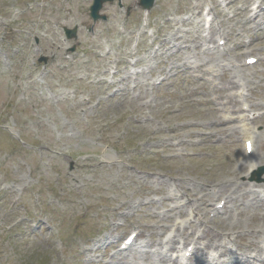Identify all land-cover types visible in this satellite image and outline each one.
Returning a JSON list of instances; mask_svg holds the SVG:
<instances>
[{
	"label": "rangeland",
	"instance_id": "rangeland-1",
	"mask_svg": "<svg viewBox=\"0 0 264 264\" xmlns=\"http://www.w3.org/2000/svg\"><path fill=\"white\" fill-rule=\"evenodd\" d=\"M136 1L106 3L93 22L91 0H0V264H168L198 236L184 264L264 258V184L249 180L239 121L257 170L264 11L155 0L142 30ZM132 232L136 247L115 255ZM169 236L180 244L162 248ZM106 239L117 248L97 247Z\"/></svg>",
	"mask_w": 264,
	"mask_h": 264
},
{
	"label": "bare ground",
	"instance_id": "bare-ground-1",
	"mask_svg": "<svg viewBox=\"0 0 264 264\" xmlns=\"http://www.w3.org/2000/svg\"><path fill=\"white\" fill-rule=\"evenodd\" d=\"M263 3H264V0H255L254 5H256V7H257L256 10H258L259 7H260V5H262ZM244 12L247 15L249 12H253V8L252 9H249V8L247 9L246 8ZM254 13H256V12H254ZM147 15L148 14L146 13L145 14V19H144V22H143L142 28H141L142 30L145 27H147V25H148L147 22H146ZM207 16H208V18H210V14H208ZM255 17H256V14L254 16L250 17V19L253 20V21H255L256 20ZM206 18L207 17L204 18V22H206ZM218 38H220V37H218ZM240 120H241L240 121L241 123H245V120H242L241 118H240ZM240 131H241V133L243 135L244 141L251 143V141L253 140L252 131L248 127V125L246 123L245 124H242ZM245 142H244L243 160H244V162H246L248 164V168L251 170V169H254L255 167H257L258 162L256 160H258V159L262 160V159H261V155H259V153H258L259 151L256 152L254 143H253V146L251 148V152L249 154H247V151L245 149ZM254 142L256 143V141H254ZM204 189L205 190H208L209 187L208 186H204ZM218 192H222V191L221 190H218ZM250 193L253 195L252 192H250ZM256 193H257V195H259V196H261V197L264 198V189L263 190H260V191H257ZM177 196H178V193L177 192L176 193H172V196L170 198L177 197ZM192 215H193L192 212L189 213V217H191ZM198 239H199V237H198ZM183 240L185 242H188L189 241V238L188 237H186V238L183 237ZM173 243H174V241L173 242H170V243H168L166 245H163L162 248H164L165 246L173 247V245H175V243L174 244ZM128 248L129 247H127L126 250H128ZM200 250H202V248H198V247H196V246L193 245V248H192L193 255H196V253H198ZM232 255L228 257V259H227V261L225 263H227V264H252L253 262H256V264H264V259L263 258H257V257L254 258V257H252L253 258L252 259L253 262H249V261L246 262V261H244L243 263H241L240 261H238V256L235 253L234 254L232 253ZM215 257H216V255L211 254V253L207 254L206 257L205 256L203 257V254H200V258L201 259L199 258V262L202 263V264H206V263L207 264H210V261L214 260ZM178 258H179V261H181V264H182V260H184V258H185L184 253L183 254H179L178 255ZM161 259L163 260L162 257H161ZM163 261H165V260H163ZM167 262H168V264H178L176 261H173L171 259H169V261L167 260ZM167 262H165V263H167ZM253 264H255V263H253Z\"/></svg>",
	"mask_w": 264,
	"mask_h": 264
},
{
	"label": "water",
	"instance_id": "water-1",
	"mask_svg": "<svg viewBox=\"0 0 264 264\" xmlns=\"http://www.w3.org/2000/svg\"><path fill=\"white\" fill-rule=\"evenodd\" d=\"M114 0H93V4L90 7V16L93 18V20H97L99 18L98 12L100 11V9L102 8V5L106 2H112ZM154 3V0H140V6L143 9H150L152 7ZM75 30H67L65 29V34L68 38L71 37H75ZM73 50V49H72ZM42 59H40L39 61H41ZM264 172V169H261V171H259L256 176H257V180L260 181V175Z\"/></svg>",
	"mask_w": 264,
	"mask_h": 264
}]
</instances>
